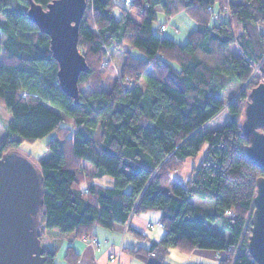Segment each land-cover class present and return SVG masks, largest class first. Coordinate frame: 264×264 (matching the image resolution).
<instances>
[{"label":"trees","instance_id":"16d2710c","mask_svg":"<svg viewBox=\"0 0 264 264\" xmlns=\"http://www.w3.org/2000/svg\"><path fill=\"white\" fill-rule=\"evenodd\" d=\"M34 1L46 9L52 0ZM87 1L78 44L90 69L79 75L76 103L59 86L50 37L30 20L29 1L0 0V102L11 114L0 156L24 139L57 132L47 141L50 155L39 160L42 229L81 238L97 224L113 229L131 214L158 210L164 236L125 246L144 264H167L172 247L184 253L225 250L218 264H258L248 241L264 170L246 155L241 122L250 90L263 82L256 67L264 74V0ZM227 8L231 19L214 18ZM158 10L167 18L184 10L194 19L186 43L164 34L166 22L155 29ZM127 44L115 75L114 59ZM86 86L92 90L85 95ZM237 86L244 87L238 96ZM225 108L232 115L226 125L204 130ZM206 146L187 184L173 181V171ZM106 175L112 186L98 183ZM192 198L212 200L215 208ZM210 220H222L230 237L210 227ZM128 230L147 238L130 224ZM66 250V264H78L77 249ZM45 251V262L58 264L56 252Z\"/></svg>","mask_w":264,"mask_h":264},{"label":"water","instance_id":"95a60500","mask_svg":"<svg viewBox=\"0 0 264 264\" xmlns=\"http://www.w3.org/2000/svg\"><path fill=\"white\" fill-rule=\"evenodd\" d=\"M29 18L50 37L51 51L60 68L59 86L79 103L80 74L89 71L80 51L79 28L87 0H52L45 9L28 0ZM245 106L242 130L248 142L246 155L264 170V82L252 88ZM44 175L40 164L13 149L0 156V264H47L42 245ZM251 217L249 252L264 264V175L257 180Z\"/></svg>","mask_w":264,"mask_h":264},{"label":"rangeland","instance_id":"374dc122","mask_svg":"<svg viewBox=\"0 0 264 264\" xmlns=\"http://www.w3.org/2000/svg\"><path fill=\"white\" fill-rule=\"evenodd\" d=\"M117 1L122 3V0H117ZM136 1H137V3H139L142 0H136ZM115 12H116L117 15H120L121 9L119 7H116L115 8ZM180 12H184L186 14V17L183 16V15H182V17H184V19H186L187 22L188 21H192L191 20L192 17L187 16L188 13H186L184 10H181ZM157 19L158 20L154 24L155 29L159 26V23L166 22L165 23L166 29L167 30L171 29L175 33L176 32H178V33L180 32L179 37H181V35L184 34V29L188 30V28L186 26H182L184 29L178 27L181 30L180 29H174V27H175L174 24H172L169 21V18H167L165 13L162 12L161 10H158V12H157ZM262 28L264 30V26ZM0 38L1 39L4 38V36H3V34L1 32H0ZM127 49H129V45L128 44L125 45V47L122 50L117 52V55H116V57L114 59V62H113L115 64V67H116L115 75L120 73V71L122 69V66L124 64V60L126 58L125 54L127 52ZM256 69H257L256 71H258V75H259L257 78L264 82V74H262L261 71H259L258 66L256 67ZM243 88L244 87H241V86H237V88L235 87L234 91H236V95L237 96H238V94L240 93V91ZM91 90H92L91 87L86 86L85 88H82L81 91H82V93H84L86 95V94H90ZM244 115H245V113H244ZM244 115L242 116L243 118H244ZM10 117H11V114L7 111V108L5 107L4 103L0 102V141L7 134V126H6L5 122ZM231 118H232L231 113L229 112L228 108H225L222 111H220L219 114L215 118H213L212 120H209L208 122H206V124H204V130L207 131V130H216L217 128H222V127H224L226 125V123ZM56 134H57V132L53 131L49 135L44 136V138H38V139H34V140L24 139L20 143L21 145L18 148H16V150H18L22 154H26L27 156H29V158L34 163L36 162L37 164H39V162H40L39 160L41 158L50 155L49 150H48V142L47 141H49L51 138L55 137ZM98 136H99V132H97V137L96 136L95 137L98 138ZM206 150H207V146L197 156V159L188 158L186 160V162L180 168L176 169V171H173L172 180L173 181H180L183 184H187V182L189 181L188 179H190L192 177V175H193V172H192L193 169L192 168L197 167V165H199V163H201V160L204 158L203 156H204ZM84 163L87 164V162H84ZM112 180H113L112 177L106 175L103 178H100L98 180V183H102L103 185H106V186H112L113 185ZM194 201L195 202L199 201L200 202L199 205H201L202 207H205L209 211L210 210L213 211L214 208H215V203L212 200L209 201V200H204V199H199V200L194 199ZM151 213H154V211H151ZM227 214L228 215H232L233 211L232 212H228ZM134 215H136V214H134ZM151 220L152 221H150V222L156 224V226H155V228L146 227V230L148 232L150 231V229H153V230L155 229V231L163 229V228H161V226L157 222L156 223L154 222V220H155L154 217H152ZM207 222H208V225L210 227L212 226L215 231L220 232L221 234H223L227 238L230 237L231 232H229V230L224 226V222L222 220H215V221H211L210 220V221H207ZM139 223H142L141 225L143 227H145V225H146V223L142 222V221H139ZM98 226H100V225H98ZM115 226L118 227L120 225H115ZM124 226H125L124 227V233L128 232L129 231L128 230L129 227H127L126 225H124ZM104 228H106V227H104ZM43 229H45V232L42 235V245L46 244L47 242H49V240H51V242L53 241L55 243L56 249L59 250V252L57 254V257H56V261H57L58 264H66L64 256H65V253L67 251L66 249L68 248L67 246H70L71 244L73 246L77 247V248H80V246L82 247L83 245L91 244V246H90L91 249L94 248L97 251L98 247H96L94 244H93L94 245L93 246L92 243H91V239H92L93 236L98 238L99 243H100V247L99 248H100V250L101 249L103 250L102 239L99 238L98 235L92 234L90 236H83V237L79 238V237H76L74 232H70V233L69 232H63L60 229L49 228V227L47 228L46 225H43ZM125 237H126L127 243L130 240H132L133 238L134 239L136 238L137 240H139V242L144 240L142 238H139L138 236L133 235V232H131V231H129ZM85 240H87V242H89V244ZM92 246H93V248H92ZM94 249H93V254L95 252ZM121 249H122V253H121L122 264H127V260L129 259L130 255H129V253H127V251H124V248L122 246H120V247L118 246L117 252H119ZM197 249H198V251L204 250V251H207V252H212V251H214L216 253L218 252V253H221L223 257H225L227 255L225 250L218 251V250H215V249H206V248H201V249L197 248ZM192 252H190V253H192ZM100 253H102V252H100ZM190 253H186V254H190ZM103 255L104 256L101 257V259L100 258L96 259L93 256L92 260L96 259V262L97 263H101V264H105L106 261L110 262V259H108V251H106ZM193 258H201V257L195 255V256H193ZM204 259H205L204 261H209V264H211L213 262L211 260L212 256L211 257L207 256ZM206 263H208V262H206ZM78 264H82V263L79 262Z\"/></svg>","mask_w":264,"mask_h":264},{"label":"crops","instance_id":"0c3cea01","mask_svg":"<svg viewBox=\"0 0 264 264\" xmlns=\"http://www.w3.org/2000/svg\"><path fill=\"white\" fill-rule=\"evenodd\" d=\"M182 15L186 17V14L184 12H180V13L169 16V21L172 24H174V26H175L174 29H180V28L184 29L182 26H186L188 28V30L184 29V34H182L181 37H179L180 32L175 33L171 29L170 30L166 29V31L164 32V34L168 38H172L173 40L177 41L180 44L186 43L189 40L188 39L189 35L196 29V22L194 21V19L191 18L192 21L187 22L186 19H184V17H182ZM178 27H180V28H178ZM194 199H197V198H192L191 201L195 205H199L200 202L199 201L195 202ZM152 217L155 218V220H154L155 223L159 222L161 219L160 211L156 210V211H154V213H151V211H145L144 213L136 214V215H134V217L130 223V225H132L134 228L141 231L143 233V235L147 236V238L145 240H142L141 242H139V240H137L136 238L135 239L133 238L132 240H130L127 243L125 236L127 235V233L129 231L124 233V227L125 226H121V225L118 227L114 226V228L110 230V229H107L104 227H100V226H98V224L95 225L93 234L98 235L99 238L102 239L103 250L102 249L100 250V248H99L100 245H99V246H96V247H98L97 251H96L93 248L94 245L92 244L93 245L92 248L95 250V252L93 254V249H91V247H90L91 244H89V242H87V240H85V241L89 245H83L82 247L80 246V248H77L74 246L75 249H77V251L80 254V259H79L80 263H82V264H101V263H97L96 259L97 258L101 259V257L104 256L103 254L106 251H108V259H110L111 255H114L115 253H117L118 246L119 247L122 246L124 248V251H126L125 246H128V245L129 246H135L136 244L147 245V243L151 240H157V239L162 238L166 232V229L164 227H161V228H163L162 230H157V231H155V229L154 230L150 229L149 232L146 230V227H148L147 223L152 221L151 220ZM139 221L145 222L146 223L145 227H143L141 225L142 223H139ZM133 235H134V233H133ZM43 247L50 249L52 251H55L56 257H57L59 250L56 249V245L53 241L51 242V240H49V242H47L46 244H43ZM100 252H102V253H100ZM129 255H130V257L127 260V264H144V262L140 258L134 257L130 253H129ZM195 255L199 256L201 258H193V256H195ZM93 256L96 259L92 260ZM168 256L169 257L167 258V262H166L167 264H191V263L209 264V261H204L205 260L204 258L207 256H209V257L212 256V259H211L213 261L212 263L218 264L219 261L223 258L221 253H218V252L216 253L214 251L207 252L204 250L198 251V249H195L192 253L186 254V253L182 252L180 249L175 248V247L170 248ZM206 262H208V263H206ZM105 264H116V263L110 259V262L106 261ZM121 264H122V260H121Z\"/></svg>","mask_w":264,"mask_h":264},{"label":"built area","instance_id":"2783aa9c","mask_svg":"<svg viewBox=\"0 0 264 264\" xmlns=\"http://www.w3.org/2000/svg\"><path fill=\"white\" fill-rule=\"evenodd\" d=\"M133 2H134V0H125V4H127V5H131ZM210 10H212V9L210 8ZM230 14H231L230 13V9L227 8V9H225L223 11V13L214 12L213 16H214L215 19H219L222 16H226L228 19H231V15ZM162 29L164 31L166 30V25L165 24L162 25ZM133 217H134V215L131 214L130 218L128 219L127 223L125 224L127 227H129V224L131 223ZM157 223L161 227H164V224L161 221H159ZM147 225L150 228H154L156 226V224H154L152 222H149ZM91 243L94 244L95 246H99L100 245L98 238H96L95 236L92 237ZM121 253H122V249L119 252L115 253L114 255H111L110 259L113 262H115L116 264H121Z\"/></svg>","mask_w":264,"mask_h":264}]
</instances>
